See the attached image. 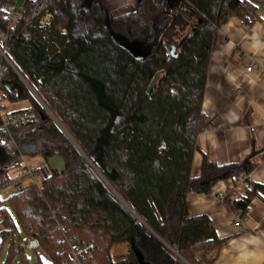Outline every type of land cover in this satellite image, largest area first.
<instances>
[{"label":"trees","instance_id":"trees-1","mask_svg":"<svg viewBox=\"0 0 264 264\" xmlns=\"http://www.w3.org/2000/svg\"><path fill=\"white\" fill-rule=\"evenodd\" d=\"M8 1L0 0L1 29L7 23L1 7ZM82 1L30 0L9 32L6 55L72 139L24 85L6 89L5 82L19 77L1 60L7 98L32 101L38 120L0 141V188L9 183L1 167L15 149L66 162L41 188L0 198L3 234L16 229L14 213L50 257L37 264H74L52 214L56 209L70 233L97 243L95 264H138L132 242L153 264H186L173 250L190 264H213L231 237L218 236L207 214H190L189 194L210 195L218 182L249 174L254 165L218 164L203 154L201 173L192 176L199 135L209 123L204 95L221 27L232 19L252 26L259 20L258 0H181L179 8L172 0H136L119 14L108 0H94L88 12L80 9ZM178 11L195 21L194 31L172 56L164 34ZM47 14L51 22L43 26ZM58 24L65 34L56 31ZM114 35L141 42L149 55L136 59ZM257 196L264 201V185L253 182L246 197L228 195L224 203L245 214ZM120 244L129 245L128 252L113 255ZM17 253L16 264H28L25 251Z\"/></svg>","mask_w":264,"mask_h":264},{"label":"crops","instance_id":"crops-1","mask_svg":"<svg viewBox=\"0 0 264 264\" xmlns=\"http://www.w3.org/2000/svg\"><path fill=\"white\" fill-rule=\"evenodd\" d=\"M135 1L108 0V6L118 13ZM193 25L190 20L184 30ZM56 31L67 32L66 29ZM252 62L257 67L247 73L246 68ZM263 72L264 21L258 20L250 27L236 19L225 23L212 52L203 101L209 123L199 135L200 151L194 158L193 177L201 173L203 154L218 164H238L245 162L253 151H261L250 159L254 167L248 176L264 185ZM27 102L22 100L16 107H24ZM188 201L191 215L207 214L218 236L231 237L213 264H264V201L260 196L252 199L244 215L247 217L244 227L237 224L236 214L240 211L228 210L214 193H191Z\"/></svg>","mask_w":264,"mask_h":264},{"label":"built area","instance_id":"built-area-1","mask_svg":"<svg viewBox=\"0 0 264 264\" xmlns=\"http://www.w3.org/2000/svg\"><path fill=\"white\" fill-rule=\"evenodd\" d=\"M30 0H9L1 7V12L5 15L7 23L4 29L0 28V61H6L10 66V59L6 55L8 48L9 32L14 27L17 20L23 15L25 11V4ZM256 15L259 21H264V0H258L256 7ZM258 21V20H257ZM51 22V15L47 14L42 19V25H49ZM243 23V22H242ZM13 63V62H12ZM257 65L252 62L246 68V72H252ZM264 75V72L262 73ZM22 101H10L2 86H0V141L6 142L13 137V128L18 126H25L35 123L38 120V115L32 103L28 100L27 105L24 107H16ZM12 158L9 162L2 165L1 170L7 174L9 183L13 186V191L18 192L28 186L42 187L44 179L48 178L52 169L48 161L42 157L30 158L24 155L19 150L11 152ZM27 179V182L23 180ZM254 181L245 173H238L233 175L228 180L218 182L214 188L213 193L218 195L223 201L226 196H230L231 200L241 199L247 196V190L251 187ZM54 218L57 220V227L63 240L67 242V249L71 261L74 264H95V252L98 248L94 240L82 241L76 234L70 233L68 228L61 224L58 220V211L52 210ZM245 214L237 213L236 220L239 227H244L247 219ZM12 232V242H17V235L15 230ZM10 232V233H11ZM19 246V247H18ZM18 251H25L28 249L36 251L43 248L39 239L35 236H28L27 240L20 244L18 239ZM44 249V248H43Z\"/></svg>","mask_w":264,"mask_h":264},{"label":"water","instance_id":"water-1","mask_svg":"<svg viewBox=\"0 0 264 264\" xmlns=\"http://www.w3.org/2000/svg\"><path fill=\"white\" fill-rule=\"evenodd\" d=\"M172 1H176V4H175V7L176 8H179L180 7L181 0H172ZM93 3H94V0H83L80 9L83 10V11H85V12H88L92 8ZM171 7H174V5L171 4ZM190 20H191V18L187 14H185L184 11H178V13H176L173 16L172 21H171L169 27L167 28V30H166V32L164 34L165 37H166V41L168 43V48H169L170 55L176 56L179 47L184 43V41L186 40V38L188 36L187 35L186 37H183L181 40L174 41V33L179 30L178 27H180V29L181 28L182 29H185L190 24ZM62 29H63L62 26L60 24H58L57 25V30H62ZM192 31H194V28L192 29ZM114 37L119 41L120 45L124 49H126L130 54H132L136 59L142 60V59H145L149 55V47L145 46L141 42H138V41H130V40L124 38V37L117 36V35H114ZM10 64H11V67L13 68V70L16 72V74L27 85V87L31 91V93H33L36 96V98L41 103V105L43 106V108L55 119V121L65 131V133L72 139V137L69 134V132L64 128V126L60 123V121L54 116V114L50 111V109L41 100V98L39 97V95L32 88V86L28 83V81L25 79V77L20 72V70L12 63V61H10ZM157 78H158V75L155 76L153 82L150 84V86L148 88V93H150L154 89V87L156 86ZM4 85H5V87H6V89L8 91L15 90V87L13 86V84L11 83V81L5 82ZM19 87H20V84H18V88ZM74 143L76 144L75 141H74ZM76 146L79 148V146L77 144H76ZM260 152L261 151H253V153L245 160L244 163L246 164L251 158L255 157ZM47 161H48V164H49L50 168L52 169V171L53 170H58L59 172H63L66 169V162H65V160L63 158L57 156V155H53V156L47 158ZM111 189L114 191L113 188H111ZM115 194L121 199V201L125 205H127L126 202L116 192H115ZM127 207L132 211L133 214H135L137 216V214L128 205H127ZM131 249L133 250L134 254L137 257L138 264H153L152 262H150V261H148V260H146L144 258L143 254L136 247V245H135L134 242L131 243ZM173 251L183 261H185L187 264H190L177 251H175V250H173Z\"/></svg>","mask_w":264,"mask_h":264},{"label":"rangeland","instance_id":"rangeland-1","mask_svg":"<svg viewBox=\"0 0 264 264\" xmlns=\"http://www.w3.org/2000/svg\"><path fill=\"white\" fill-rule=\"evenodd\" d=\"M124 11H125V9L123 11L118 12V14L122 13ZM185 11H188V10L186 9ZM191 21L193 23H195L194 20H191ZM56 26H55V28L57 29ZM178 29L179 30L174 33V39L175 38L178 39V38H181V37H184L185 35H187L191 31L192 26L188 27V31H186V30H184L182 28L180 29V27H178ZM62 30H64V28ZM11 83L13 84L14 87H17L18 84H22L28 89L27 85L21 80L20 77H19V81H16V80L12 79ZM32 95L38 101V99L36 98V96L33 93H32ZM30 102L32 103V101H30ZM32 105L34 106L33 103H32ZM40 105H41V103H40ZM23 181L27 182V179H24ZM12 191H13V186L10 183H8L4 188H0V198L2 200L7 199L8 196L12 193ZM12 214H13V218H14V223L16 225L15 232H16V234H20V237H18V235H17V238H16L17 242H12L13 241L12 232L7 234V235H5V234H3L4 228L2 226H0V264H16L17 260L19 259V255L17 253L18 252L17 249L19 247L18 246V239L20 241V244L22 245V243L24 241H26L27 238H28V235H27L25 229L23 228L22 224L20 223V220L18 219V217L14 213H12ZM24 250H25V253H26L27 257H28V264H37V260L38 259H41L45 263H49L50 262V257H49V255L47 254V252L43 248H39L36 251H31V250H28L26 248ZM128 250H129V245L120 244V245L115 246V248L112 251V253H113V255L121 256V255H125L128 252ZM183 262L186 263L185 261H183Z\"/></svg>","mask_w":264,"mask_h":264}]
</instances>
